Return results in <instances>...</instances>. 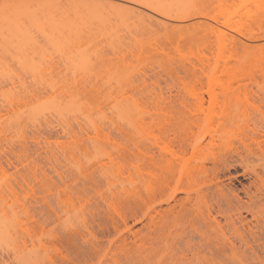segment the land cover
<instances>
[{
    "label": "rangeland",
    "instance_id": "374dc122",
    "mask_svg": "<svg viewBox=\"0 0 264 264\" xmlns=\"http://www.w3.org/2000/svg\"><path fill=\"white\" fill-rule=\"evenodd\" d=\"M95 1H107L127 23L141 16L164 21L170 12L116 0H0V209L14 229L0 242V264H264L255 257L264 254V216L253 219L241 211L252 229L251 237L244 231L243 240H235L249 255L239 261L205 260L185 250L179 258H154L148 253L145 214L150 116H164L166 142L188 138L200 144L185 154L190 167L206 165L189 178L179 177L177 165L174 176L164 177L161 198L188 189L198 219L208 216L212 204L197 198L206 186L223 183L247 199L241 185L250 178L231 162L238 137L221 153L210 147L209 135L218 125L208 116H223L224 106L219 95L217 103L211 101L207 82L215 62L230 53L226 42L234 30L245 37L236 38L238 54L264 55V40L250 39L228 9L217 6L202 11L211 21L208 34L174 25L137 38L52 32L58 6L70 22ZM111 22L120 21L116 16ZM246 72L252 73L241 77L237 99L226 105L232 116L225 129L235 134L264 129V93L257 87L262 79ZM214 157L217 176L210 170ZM259 163L249 157L250 167L259 169ZM174 216L177 210L164 220V249L177 238ZM24 255L34 257L24 263Z\"/></svg>",
    "mask_w": 264,
    "mask_h": 264
},
{
    "label": "bare ground",
    "instance_id": "6f19581e",
    "mask_svg": "<svg viewBox=\"0 0 264 264\" xmlns=\"http://www.w3.org/2000/svg\"><path fill=\"white\" fill-rule=\"evenodd\" d=\"M116 1L123 4L138 5L143 8H168L170 12L167 14V19L164 18V21L157 19L156 22H153L141 16L133 22L127 23L126 20L128 18L121 15L115 8L108 6L109 3L107 1H95L91 5L84 7L83 10L78 11L75 20L65 22L61 18L62 12H58V6V8L56 7L57 12L54 9L53 14L55 15H52L53 18H51V30L56 35H64L66 37H84L92 35L119 37L124 33L130 34L133 38H137L139 36L157 33L161 27L162 29H167L170 25H174L170 27L174 28L179 26L180 28H185L187 31L205 32V34H208L207 31L212 33V27L210 26L211 21L209 22L207 14H203L202 11L217 6L227 8L231 18L235 20V23H240L247 36H250V39L264 40V0ZM183 10H187V12L184 15H180L179 12ZM116 16L120 21L118 24L111 22L112 19H116ZM120 32L122 33L120 34ZM234 33H236V35L230 36L228 38L229 40L227 39L228 43L226 42L227 45H230V50L228 51L230 53L226 54V59L221 63L215 62L207 82V85L209 84V87L212 88L209 90V97L212 98L211 101L214 99L217 103L220 99L222 103L219 101V104L224 106L220 107L221 112H219L223 116H208L210 120L216 122L218 125L214 133L209 135V144L213 150L215 149V154L216 151L221 153V151L229 148L230 138L238 137L240 145L234 149L230 148V151L235 154L231 162L241 166L242 175H246L250 178L247 186L241 185V190L247 199L242 201L235 190L226 188V185L223 183H215L213 186H206L204 189L199 190L197 198L203 199L206 204L208 201L212 204L207 205L208 216H203L198 219L197 216L193 215L196 198L188 189L183 190L182 196L172 195L168 199L161 198L163 185L165 183L164 177L165 175L169 177L171 175L174 176L177 165L180 167L179 177L184 175L188 178L189 176L195 175V173H202L206 165L205 162L202 161L190 167L191 165L189 166L185 154L188 149H194L197 143L188 138H180L175 145L166 142L164 136L165 120L162 121L164 116H150V127L148 126L150 130L148 128L149 132L147 131L149 147L146 150L150 182L147 188L148 202L145 214L147 217L146 241L148 253L154 258H179L180 256H186L183 251L185 250L190 252L191 256L205 260H246L249 258V255L235 240H243L244 237L242 233L244 231H251L252 221H244L245 218L242 217L241 211L245 210L253 219H256L258 216H264V129L251 128L248 133L243 131V134H235L233 131L225 129V126L230 122L232 116V111L228 110L226 105L229 107V104L237 99L236 96L239 88L244 86L240 83L241 77H246L249 73H252L246 71H253L259 74L262 79V84L257 83L258 91L264 93V55L251 57L247 54H238L237 44L235 43L236 38L237 40L239 39L238 41L240 42V37L244 36L238 29L234 30ZM219 39L221 38L219 37ZM26 41H32V37H28ZM256 97L262 100V97L258 93H256ZM190 117L192 118V116ZM199 145H197V147ZM213 154L214 153H212V155ZM249 157H255L260 161L258 165L259 169L249 166ZM215 159L217 158H213L210 170L217 176L219 167L216 165ZM252 188L254 190H252ZM0 210V215H2L1 213H3L2 211L4 210ZM175 210H177L179 216H174L175 218H173L174 226L178 228L177 230L175 229L177 238L168 249H164L163 240L166 238V225L164 220L168 212ZM212 210L215 211L216 214L223 215L225 221L223 223L217 221L216 217L211 214ZM226 212L235 213L231 215L226 214ZM6 213H3L1 216L2 218L0 217V242L12 237V230L10 229L12 228V224L9 219L10 217L8 218L9 221L6 218V216L8 217ZM232 216H235V218L233 219ZM7 221L8 223H6ZM186 232L188 235L190 233L196 235L195 237L198 238L197 242L191 240L193 237L191 234V238L187 234L186 236L188 237H183L184 235L182 236V234ZM250 233L249 236L251 235ZM252 238L256 240L253 234ZM248 242L249 241L245 240V244H248ZM200 249H202V251H200ZM205 249L209 250L208 253L203 252ZM179 252L180 255L178 254ZM24 256L26 257L20 256V259L21 257L23 258L24 263H29L31 260L30 258L34 257L28 255ZM255 257L264 259V254L262 256L255 255Z\"/></svg>",
    "mask_w": 264,
    "mask_h": 264
}]
</instances>
